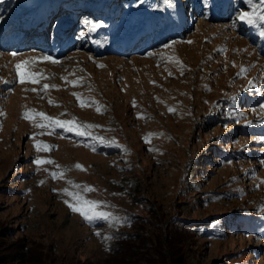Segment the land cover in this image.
<instances>
[{"label": "rangeland", "instance_id": "1", "mask_svg": "<svg viewBox=\"0 0 264 264\" xmlns=\"http://www.w3.org/2000/svg\"><path fill=\"white\" fill-rule=\"evenodd\" d=\"M69 1L80 16L65 39ZM184 1L0 0V264H113L129 245L130 264H264V25L238 19L247 0ZM30 20L45 30L2 43L24 39L1 34L7 24ZM43 55L59 62L19 83L16 63ZM29 109L100 127L40 129ZM68 181L121 220L85 221L65 203Z\"/></svg>", "mask_w": 264, "mask_h": 264}, {"label": "snow or ice", "instance_id": "2", "mask_svg": "<svg viewBox=\"0 0 264 264\" xmlns=\"http://www.w3.org/2000/svg\"><path fill=\"white\" fill-rule=\"evenodd\" d=\"M247 3L251 6L252 11H242L238 15V19L241 21H246L247 24L249 25H254L257 24L259 21L261 25H264V0H261L260 5L258 6L257 4L253 3V0H247ZM259 7V10H258ZM89 30L90 31H95L97 28L101 27L100 23L92 22L89 21ZM260 35L264 36V26L260 27ZM176 43L175 41L172 42V44ZM188 43H192V41H188ZM171 45L170 44H165L163 47L165 49L169 48ZM12 55H17L16 53H13ZM149 55H161L163 56V53H149ZM169 60H174L175 63L178 65H182V62L179 61L178 58L169 56ZM38 61H50L51 63H58L59 61L54 59L50 55H43L40 57H30L28 59L21 60L16 63L15 65V74L18 77V82L21 84H24L25 82L32 83V84H38L41 79H43L42 73L33 71V65L38 62ZM100 67H103V65H100ZM247 69L241 68L240 72H246ZM171 75V73H169ZM240 73H238L239 75ZM66 79V78H63ZM69 83L75 85L77 84V81H69ZM5 84L7 82L5 81ZM250 86H254L252 81H249ZM49 87H56L55 85H48L44 84L43 89H48ZM31 91L37 92L38 90L36 88H32ZM73 95L76 96L77 100L79 101L80 107H85L89 100L82 99L80 93H73ZM52 103V101H49ZM93 104L96 105L97 111H101V106L99 105L98 102L92 100L91 101ZM261 108L264 109V105H261ZM169 111H174V109L169 108ZM23 118L30 120L33 125L37 128L40 129H45V128H61L64 129L67 132H73L77 136H93V133L89 131L90 129L93 128H98L100 127L99 125H94V124H87V123H79L76 121L75 118L72 120H61L58 118L50 117L44 112H39L36 111L35 109H29L26 110L23 113ZM43 134V133H40ZM37 134H33V137H35ZM152 134H148L145 136V141H149V137ZM96 140H98L100 143H105L108 142L106 139L102 136H95L94 137ZM114 142V141H112ZM35 148L37 151H47L49 149V145L43 143L42 141H36L35 142ZM37 165H40L42 163H54V161L51 160H41L39 157H37L34 161ZM77 168L82 169V165L77 164ZM53 178L57 177H62V173H57V172H52L51 173ZM70 185H72L73 189L76 190H70L69 188L63 189V192L66 194V196L70 197V199L65 200V203L68 205V207L75 213H78L85 221L92 223L94 221H102V222H118L121 220V218L116 217L113 213L104 211L102 210L104 207L103 201L99 200H92L86 198L85 193L89 191H94L91 186L87 185H80V184H75L73 181H68ZM82 189V191H80ZM97 235H100V233H96ZM105 239H111V237H105Z\"/></svg>", "mask_w": 264, "mask_h": 264}, {"label": "bare ground", "instance_id": "3", "mask_svg": "<svg viewBox=\"0 0 264 264\" xmlns=\"http://www.w3.org/2000/svg\"><path fill=\"white\" fill-rule=\"evenodd\" d=\"M61 3H62V1H61ZM68 7H69L70 10H73V12H75V13L72 14L73 15L72 16V19L69 20L68 22H66L64 24V26L62 27L61 33L59 34L61 37H65V39H68L69 34L71 33V31L73 30V28H74V26L76 24V19H77V16H78V14H76V11L74 10L73 6H68ZM47 9H48V11H50L52 9V6H49L48 7V5H47ZM83 9H87V8H83ZM48 11L44 15L45 16V20L48 19ZM56 11L58 12L59 9H56L55 10L54 15L57 14ZM41 17H42V15H41ZM31 20L27 23L28 25L27 24H24L23 26H20L18 24H17V26L16 25H11V23L10 24H7V26L3 30V33H10L13 29H15V30H18L19 32H21V34L24 35V39H22L21 41H19V40L18 41H15V40H13V41H11V40L10 41L1 40L2 43L4 45H6V46H15L18 43H22V42L26 41L27 39H30V37L31 38H36L37 35L40 34V32H42V31L45 30V28L43 27V25L40 26L41 21H39V23H38V20H37L34 23L33 22L31 23ZM15 24H16V22H15ZM38 31H39V33H35V32H38ZM36 45H38V44H36ZM66 45H70V44H66ZM132 46H134V45H132Z\"/></svg>", "mask_w": 264, "mask_h": 264}, {"label": "trees", "instance_id": "4", "mask_svg": "<svg viewBox=\"0 0 264 264\" xmlns=\"http://www.w3.org/2000/svg\"><path fill=\"white\" fill-rule=\"evenodd\" d=\"M247 152L248 151H245V153H247ZM130 248L132 250V246H130V245H129L128 249L124 248L123 250L121 248L119 249L118 246L114 247L113 251H112V255H111L112 256L111 260H112L113 264H130V261L132 260V258L135 257V255L138 253L137 252L134 254V252H133L134 255L131 254L132 252H130L131 251ZM153 261H155V260H152V262H150V264H154Z\"/></svg>", "mask_w": 264, "mask_h": 264}]
</instances>
